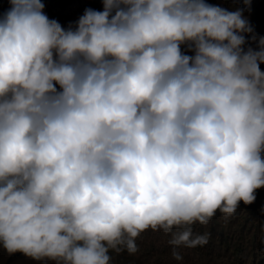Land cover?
<instances>
[{
  "label": "clouds",
  "instance_id": "obj_1",
  "mask_svg": "<svg viewBox=\"0 0 264 264\" xmlns=\"http://www.w3.org/2000/svg\"><path fill=\"white\" fill-rule=\"evenodd\" d=\"M0 15V247L111 264L146 230L179 249L264 188V37L206 0H102L65 29ZM250 4L251 0H244ZM258 50H245L246 35ZM182 45L194 55L182 52Z\"/></svg>",
  "mask_w": 264,
  "mask_h": 264
},
{
  "label": "trees",
  "instance_id": "obj_2",
  "mask_svg": "<svg viewBox=\"0 0 264 264\" xmlns=\"http://www.w3.org/2000/svg\"><path fill=\"white\" fill-rule=\"evenodd\" d=\"M44 12L49 19L58 21L62 27L75 28L79 18L88 8L103 11L102 0H42ZM206 2L234 11L243 9L244 15L254 29L255 35L264 37V0H206ZM10 8L8 0H0V15ZM245 50L251 47L258 50V42L245 34ZM182 52L194 55L186 45ZM264 71V64L261 66ZM194 232L210 234L209 243L194 249L181 248L183 259L172 258V247L168 244L171 234L163 231L143 232L137 239L138 251L129 254L111 252V264H264V188L257 190L256 200L250 205L242 201L237 211L228 217L217 211L215 217L205 226L197 224ZM0 264H37L24 254L9 255L0 247ZM48 264H55L48 261Z\"/></svg>",
  "mask_w": 264,
  "mask_h": 264
}]
</instances>
